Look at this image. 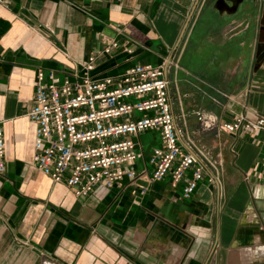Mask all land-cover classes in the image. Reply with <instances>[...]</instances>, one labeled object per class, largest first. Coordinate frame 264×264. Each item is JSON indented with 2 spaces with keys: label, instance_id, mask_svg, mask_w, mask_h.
<instances>
[{
  "label": "crops",
  "instance_id": "crops-1",
  "mask_svg": "<svg viewBox=\"0 0 264 264\" xmlns=\"http://www.w3.org/2000/svg\"><path fill=\"white\" fill-rule=\"evenodd\" d=\"M215 5L216 0L0 5V123L7 164L0 177V264H264L262 132L227 134L229 172L214 184L207 178L188 199L182 185L168 178L145 195L116 188L81 200L34 163L36 126L27 114L37 73L82 74L93 56L98 57L90 75L97 81L118 79L141 64H174L178 57L184 91L223 94L221 122L243 114L264 117V58L258 62L264 57V0L246 1L236 15H221ZM113 41L120 47L101 55ZM170 94L173 101L172 87ZM172 111L181 129L174 101ZM141 144L147 156L161 145L160 136L147 133ZM142 167L138 161L135 168Z\"/></svg>",
  "mask_w": 264,
  "mask_h": 264
},
{
  "label": "built area",
  "instance_id": "built-area-1",
  "mask_svg": "<svg viewBox=\"0 0 264 264\" xmlns=\"http://www.w3.org/2000/svg\"><path fill=\"white\" fill-rule=\"evenodd\" d=\"M4 2L0 0V5ZM119 47L113 41L101 55H111ZM97 57L83 63L82 74L37 73L33 107L27 114L36 126L37 169L81 200L116 188H133L145 195L168 178L173 185H182L188 199L207 178L214 184L207 163L177 127L168 77L171 63L141 64L118 79L97 81L90 75ZM197 118L207 131L264 133L263 116L250 120L243 114L227 123L198 112ZM150 132L159 134L161 145L146 156L141 138ZM5 149L0 123V177L7 172ZM141 160L142 169H136ZM260 184L264 187V171Z\"/></svg>",
  "mask_w": 264,
  "mask_h": 264
},
{
  "label": "rangeland",
  "instance_id": "rangeland-1",
  "mask_svg": "<svg viewBox=\"0 0 264 264\" xmlns=\"http://www.w3.org/2000/svg\"><path fill=\"white\" fill-rule=\"evenodd\" d=\"M178 69L180 67L179 58L177 57L175 63L172 64L171 62L170 66L171 87L173 101L175 102V113L179 126L183 130L184 139L191 143L194 150L203 157L209 170L215 176L216 181L218 179L223 180L224 173L229 172L230 160L228 162V152L232 142L228 135L220 128L207 131L197 118L198 112L216 117L220 116L219 113L224 111L223 94L219 92H213L210 95H206L205 93L189 94V92L182 89ZM187 85L193 86L189 83ZM195 86L197 88L196 91H199L200 82H196ZM221 148L224 150L222 156L220 154Z\"/></svg>",
  "mask_w": 264,
  "mask_h": 264
},
{
  "label": "water",
  "instance_id": "water-1",
  "mask_svg": "<svg viewBox=\"0 0 264 264\" xmlns=\"http://www.w3.org/2000/svg\"><path fill=\"white\" fill-rule=\"evenodd\" d=\"M246 1H257V0H218L215 9L218 13L221 15H225L227 13L228 15H236L239 11L240 7L246 2ZM264 57H260L258 59V62H260Z\"/></svg>",
  "mask_w": 264,
  "mask_h": 264
},
{
  "label": "flooded vegetation",
  "instance_id": "flooded-vegetation-1",
  "mask_svg": "<svg viewBox=\"0 0 264 264\" xmlns=\"http://www.w3.org/2000/svg\"><path fill=\"white\" fill-rule=\"evenodd\" d=\"M218 0H216V3H217Z\"/></svg>",
  "mask_w": 264,
  "mask_h": 264
}]
</instances>
